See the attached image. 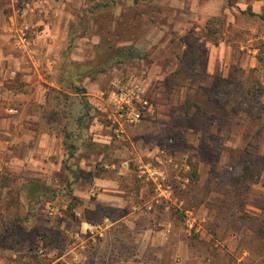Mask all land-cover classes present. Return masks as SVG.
<instances>
[{"label": "rangeland", "instance_id": "rangeland-1", "mask_svg": "<svg viewBox=\"0 0 264 264\" xmlns=\"http://www.w3.org/2000/svg\"><path fill=\"white\" fill-rule=\"evenodd\" d=\"M83 1L81 7L73 4L68 7L78 18L80 28L67 43L66 53L70 52L74 39L83 37L89 29L96 31L100 43L83 54L91 71L104 69L100 73L104 82L108 79L107 89L114 79L147 78L154 69V73L159 70L164 77L152 79L150 88H161L162 93L153 119L130 124L123 134H116L106 119H99L92 126V134H97L96 142L101 146L90 152L93 165L90 164L89 172L97 178L111 180L110 183L100 187L94 177L87 182H74L71 190L86 191V199H79L71 191L47 201L58 206L73 223L81 215H91L92 219H87L97 222L105 216L97 210L87 214L82 205L83 201L95 203L101 188L105 192L118 191L126 202L140 205L151 201L156 206L164 204L162 190L167 189L170 197L183 200L179 208L172 205L169 215L183 224L189 243L205 252L209 264H264V21L249 14L254 13L251 3L256 0H208L209 10L203 12L204 17L188 20L200 28L198 36L203 41L216 46L230 45L233 63L242 55L254 58L256 63L248 71L232 64L227 78L216 77L221 81H211L209 88L199 86L205 68L202 44L200 50L190 49V60L194 57L196 65L189 58L181 64L186 50L184 37L196 36L193 27L189 26L185 32L179 30L181 19L175 12L179 9L176 2L182 0H168L173 4L171 7L166 0ZM201 1L188 0L189 14H197L195 8ZM257 1L261 10L254 14L263 15L264 0ZM34 29L29 32L30 39ZM88 41L95 43L96 35ZM122 47L136 49L140 57L113 63L117 49ZM79 50L80 46L73 54L70 52L72 59L79 57ZM181 65L192 67L180 76L175 75ZM65 88L60 93L66 97L73 93L74 85L70 82ZM5 92L9 97L14 96V88L8 87ZM7 106L5 101H0L1 118L10 117L5 113ZM91 136L88 138L92 139ZM13 152L21 155L20 149ZM0 178V189L10 188L6 195L0 193V246L10 249L41 235L31 230V225L41 222L40 216L32 212L39 200L31 194L27 199L19 196L23 188L33 191V183L12 184L5 175ZM202 205L205 213L199 211ZM250 205L259 206L261 211L247 209ZM24 208L28 213H24ZM102 214L119 217L123 212ZM209 214L213 216L210 221L206 216ZM201 234L210 236L211 240L203 241ZM228 234L239 236L241 247L251 252V257L243 256L237 248L231 259V253L221 242ZM130 238L126 225L110 228L106 236L97 235L94 242L90 241L88 252L84 250L81 261L73 264H126L134 260L135 245ZM58 245L62 249V243ZM255 256L259 257L255 259ZM36 259L32 253L27 263H45L43 258Z\"/></svg>", "mask_w": 264, "mask_h": 264}, {"label": "crops", "instance_id": "crops-1", "mask_svg": "<svg viewBox=\"0 0 264 264\" xmlns=\"http://www.w3.org/2000/svg\"><path fill=\"white\" fill-rule=\"evenodd\" d=\"M166 3L170 7L173 5L168 0ZM176 3L179 9L175 13L181 19L179 30L185 32L184 30L190 26L193 27V33L198 36L200 28L195 26V22L189 23L188 20L204 17L203 12L209 10L210 1L199 2L198 8H195L197 14H189L188 0ZM72 4L81 7L84 1L0 0V101L19 109V115L16 117H0V176L5 175L11 179L12 184H34L33 191L24 190L26 188L22 186L19 196L27 199L31 194L33 199L39 200L35 204L36 210L32 212L39 215L41 220L38 224L31 225V230L41 235L30 240V243L23 241L10 249L0 246V264H29L27 261L30 260L32 253H35L38 261H42L43 258L44 264L61 262L73 264L81 261V257L88 252L90 241L94 242L97 235L106 236L110 228L114 229L122 224L127 226L132 244L135 245L134 260H128L126 264H209L205 252L200 250L199 246L195 247L193 243L192 245L189 243L183 224L169 215L173 204L178 208L179 205H183V200L177 197L164 198L165 202L160 206L152 204L151 201H143L139 205L124 201L118 191L105 192L101 188L95 203L83 201L82 207L83 212L87 214L95 213L97 210L105 217L93 222L87 219L91 218V215L87 217L81 215L77 223L70 221L58 206L47 201L70 193L71 184L74 182H87L81 178L73 179L65 167L66 150L63 145L65 136H73L76 151L70 163L75 161L78 169L89 172L93 165L90 152L93 146H101L96 142L97 134H92L94 132L92 126L99 122V119H106L110 123L109 117L113 113L110 86L107 89L108 79L104 82L101 73L91 71L88 66L89 60L83 54L87 48L96 49L100 43V36L95 33L96 31L89 29L83 37L73 40L70 52L73 54L80 46L79 57L72 59V54L66 53L67 43L70 38L77 35L80 28L77 25L78 18L72 11H68ZM251 6L254 13H259L257 12L259 8L261 10L257 0L251 3ZM169 14V11L165 13L166 16ZM32 29L34 30L30 39L29 32ZM95 35L96 42L90 44L89 37ZM199 38L205 50L204 75L199 86L209 88L211 81L217 79L216 77L225 80L235 62L232 60L230 45L223 43L216 46ZM235 64L244 71L256 67L254 58H249L248 55H242ZM85 70L88 72L83 73ZM154 71L152 69L146 78L147 96L152 102L153 111L143 121L153 119L159 101L158 96L162 93L161 88L157 90L150 88L152 79L164 77L159 70H157L159 76H156L157 72ZM70 82L73 83L74 90L79 87L84 93L73 90L74 94L62 96L60 92L67 90L65 84L68 85ZM8 87L14 88L13 97L7 96L5 90ZM7 92L10 94L9 90ZM50 95H54L53 98ZM70 97H74V100ZM83 101L92 108L87 116ZM127 126L125 125L123 133ZM90 136L92 138L89 139L90 143H85V138ZM15 149H20L21 155L14 153ZM93 179L100 187L111 182L109 179L97 177ZM9 191L10 188L0 189V193L4 195ZM72 193L82 200L88 196L86 191L77 188ZM247 209L261 211L256 205H250ZM109 211L112 214L114 211L123 214L119 217L102 214H108ZM199 211L205 213L203 205L199 207ZM144 212V216H141ZM24 213H28L25 212V208ZM45 214L49 217L45 218L43 216ZM206 216L208 221L213 219L212 214ZM141 221L143 222L140 223ZM201 237L206 242L211 240L210 236L204 234H201ZM221 242L231 253V259H234L233 253L237 248L245 257L252 255L246 248L241 247L239 236L228 234L222 237ZM59 243H62V249ZM257 257L259 256L254 258Z\"/></svg>", "mask_w": 264, "mask_h": 264}, {"label": "built area", "instance_id": "built-area-1", "mask_svg": "<svg viewBox=\"0 0 264 264\" xmlns=\"http://www.w3.org/2000/svg\"><path fill=\"white\" fill-rule=\"evenodd\" d=\"M146 78L114 79L110 84V95L113 98V113L110 124L116 134H123L125 125L135 124L149 116L153 111L151 100L147 96ZM5 113L10 117L19 115L17 107L7 106ZM163 198L170 197V192L162 190ZM192 229L191 225H188Z\"/></svg>", "mask_w": 264, "mask_h": 264}, {"label": "trees", "instance_id": "trees-1", "mask_svg": "<svg viewBox=\"0 0 264 264\" xmlns=\"http://www.w3.org/2000/svg\"><path fill=\"white\" fill-rule=\"evenodd\" d=\"M249 14H250V16H256L259 19H261L262 21H264V14L263 15L262 14L256 15V14L252 13L251 11L249 12ZM184 41H185V45H186V50H185L184 55H183V60H181V64L183 65L185 60L187 58H189V62H192V65H196L197 62H193L194 57H192L190 60V57H191L190 53H192L190 49L195 48L197 50H200V48H201L200 38L190 34V35H187L184 37ZM138 57H140V54L136 49H134L132 47H122V48L117 49L116 54L114 55V58H113V61H114L113 63L121 64L126 60L136 59ZM182 65L179 66V68L176 72H174L175 75L180 76L181 73H185V71H187V69L192 67V65H186L184 68V67H182ZM103 71H104V69L101 68L97 72L100 73ZM214 80H215V82L221 81L220 79H214ZM217 86H218V84H217ZM212 88H213V90L216 89V87H212ZM188 89H191V87H188ZM75 90L78 93H82V94L84 93L82 88L76 87ZM83 105L85 107V113H86L85 116H87V115H89V112L91 111L92 108L85 101H83ZM72 137L73 136L66 135L64 138V141H63V145L65 146V150H66L65 167L69 171V173L73 179L77 180V179L81 178L83 180L89 181L93 177H95L96 175L92 174L91 172H86L84 170L78 169V167L75 165L74 162L70 163V160L74 158V154L76 152L75 146L73 144L74 141H73ZM84 141L87 144L90 143L88 137H86ZM94 147L95 146H93V148Z\"/></svg>", "mask_w": 264, "mask_h": 264}]
</instances>
